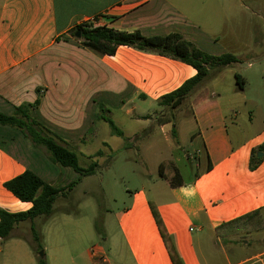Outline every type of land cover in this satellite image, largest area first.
I'll list each match as a JSON object with an SVG mask.
<instances>
[{
	"label": "crops",
	"instance_id": "1",
	"mask_svg": "<svg viewBox=\"0 0 264 264\" xmlns=\"http://www.w3.org/2000/svg\"><path fill=\"white\" fill-rule=\"evenodd\" d=\"M245 1L0 0V113L12 116L19 107H29L40 129L74 152L81 151L105 131L104 116L115 124L113 111L131 120L151 117L160 110L158 101L197 71L181 61L128 46H120L114 55L101 54L72 34L76 26L139 31L145 37L177 33L208 54L212 53L207 50L209 44L215 45L222 37L226 53L236 55V49L250 48L252 41L239 42L233 23L247 16L255 43L262 17L264 0H248L254 6L252 12ZM223 72L193 95L189 113L177 125L180 138V123L193 122L190 143L198 145L196 159L201 169L190 181L182 179L180 186L172 187L175 174L159 168V177L149 176L147 184L134 192L128 190V207L110 213L109 219L117 225L112 239L121 264H173L151 204L183 264H264V230L229 236V228H220L255 211L264 218V152L253 156L264 144V128L256 130L252 115L237 110L234 101L241 98L238 92L243 89L236 78L235 90L232 81L231 90L222 92ZM137 106L155 110L135 116ZM147 121L149 129L154 119ZM103 145L108 148L107 143ZM97 153L89 158L97 161L105 155ZM27 170L58 188L70 185L63 181L64 169L44 161L21 130L0 125L1 208L24 212L32 207L5 188L6 182ZM71 194L60 199L69 203ZM61 212L68 217L73 211ZM235 241L243 243L238 248L241 257L232 253ZM82 242L51 241V264H112L103 248L106 261L94 258L91 248L79 250ZM0 244V264H37L28 241Z\"/></svg>",
	"mask_w": 264,
	"mask_h": 264
},
{
	"label": "rangeland",
	"instance_id": "2",
	"mask_svg": "<svg viewBox=\"0 0 264 264\" xmlns=\"http://www.w3.org/2000/svg\"><path fill=\"white\" fill-rule=\"evenodd\" d=\"M245 3L252 12L254 6L248 0ZM261 8L262 17L257 23L258 33L255 43L254 39L250 38L247 16H242L241 21L233 23L237 29L238 41L245 43L252 41V45L250 48L236 49L234 53L241 63L225 69L222 74L224 76H220L222 79L220 88L224 93L231 90L232 81V88L235 90V72L245 79L243 91L238 92L242 100L239 98L234 103L238 111L249 112L252 115L256 130L264 128V4ZM72 34H74V30ZM232 39L237 41L236 38ZM208 48L207 50L215 56L227 52L223 49L222 37L215 45L209 44ZM127 107L131 109L132 104H128ZM190 109L191 101L183 110L176 112V122L184 113H189ZM154 110L145 109L146 112H154ZM145 111L137 106L133 115L143 114ZM113 113L116 116V125L124 132L125 138L113 135L110 126L106 123L105 131L101 135L89 140L86 145L81 147V151H76L80 166L88 169L96 165V172L91 176L81 178V181L73 188L71 202L67 203L64 199H60L54 205L55 211L52 216L38 217L35 220L41 235V248L38 247L34 250L31 247L37 264L38 259L41 258V252L45 254L43 258L45 262L52 263L50 255L53 245L51 241H85V244L82 242L79 250H85V248L89 250L93 246L100 247L105 249L112 264H121L119 248L117 244H113L112 239L113 234L117 231V225L109 217L111 212H118L129 206L130 193L128 190L132 192L138 190L147 184V181L150 180L147 178L149 176L159 177V168H161V172L166 171L170 175L179 170L185 181H190L201 169V165L196 159L198 145L190 143L191 131L194 127L190 120H183L178 126L180 127V138L178 139L179 144H177L172 137V124H167L163 130L159 125V121L171 119L170 113L165 108L160 107L159 111L153 113L151 117L154 122L149 129L150 122L147 120H131L121 112L113 111ZM138 135L142 136L140 141L135 142L134 148H126V141ZM28 141L41 154L43 160L48 161L49 165L56 169H64L63 181L65 183L71 184L80 178V175L74 170L54 164L49 153L43 147L35 146L30 139ZM103 142L107 143L108 148L104 147ZM4 145L6 146V144ZM96 152L105 154L103 158L97 160L98 162L94 158H89ZM107 162L108 165H105ZM62 210H72V216L66 217L61 212ZM27 225L21 226L16 235L6 241H30L29 225ZM242 244V241L232 243V253L236 252L238 257L242 256L238 252V248H241ZM1 246L3 244H0ZM66 246L69 249L72 248L70 243H67ZM227 249H230V246ZM253 249L255 248L250 250Z\"/></svg>",
	"mask_w": 264,
	"mask_h": 264
},
{
	"label": "trees",
	"instance_id": "3",
	"mask_svg": "<svg viewBox=\"0 0 264 264\" xmlns=\"http://www.w3.org/2000/svg\"><path fill=\"white\" fill-rule=\"evenodd\" d=\"M78 32L81 33L80 40H82L84 46L104 55H114L120 46H128L181 61L196 69L197 75L195 77L186 81L175 91L163 96L157 103L159 107L165 108L171 117L170 120L159 121V125L172 124L171 133L177 144H179V138L176 112L183 110L188 102L191 101L193 95L203 88L209 80L222 73L227 67L241 63L238 56L230 53L219 56L208 54L184 40L177 33L166 36L145 37L139 31L127 33L107 27H89L86 24L76 26L74 34L76 35ZM235 77L239 89H244L245 80L243 77L238 73ZM103 118L108 122L113 135L124 137L123 131L116 126L112 119L105 116ZM143 119L147 120L151 119V117L147 116L143 117ZM0 125L21 130L23 135L30 139L35 146L43 147L49 153L50 159L54 164L70 168L80 175L76 182L71 183L66 188H58L51 185L30 170L5 183V188L9 192L20 201L31 203L32 207L24 212H10L0 207V241H6L15 236L21 226L28 224L29 235L32 240L28 242L34 250L38 249V247L40 249L41 235L35 220L38 217L52 216L55 211V203L60 198H68L82 177L95 174L97 166L93 165L88 169L81 167L76 152L63 146L55 137L45 133L37 126L31 117L29 107H19L16 114L12 116L0 113ZM141 136H136L133 141L127 140L125 147L128 149L133 148L135 142L140 141ZM259 151L264 152V144L254 151L253 156L257 158L256 154ZM97 155H101V152L97 153ZM181 184L182 177L177 170L171 180V186L176 187ZM151 209L173 264H183L157 208L151 204ZM220 228H229V236L249 234L264 230V218L260 211H255ZM220 228L216 231L219 236H222ZM38 264L47 263L44 259L39 258Z\"/></svg>",
	"mask_w": 264,
	"mask_h": 264
},
{
	"label": "built area",
	"instance_id": "4",
	"mask_svg": "<svg viewBox=\"0 0 264 264\" xmlns=\"http://www.w3.org/2000/svg\"><path fill=\"white\" fill-rule=\"evenodd\" d=\"M90 252L94 258H100L102 261H106L105 254L100 247L93 246L91 247Z\"/></svg>",
	"mask_w": 264,
	"mask_h": 264
},
{
	"label": "water",
	"instance_id": "5",
	"mask_svg": "<svg viewBox=\"0 0 264 264\" xmlns=\"http://www.w3.org/2000/svg\"><path fill=\"white\" fill-rule=\"evenodd\" d=\"M76 37L80 38V37H81V33L78 32V33L76 34ZM259 156H263V153L260 152V153H259ZM44 256H45L44 252H41V253H40V257L43 259Z\"/></svg>",
	"mask_w": 264,
	"mask_h": 264
}]
</instances>
